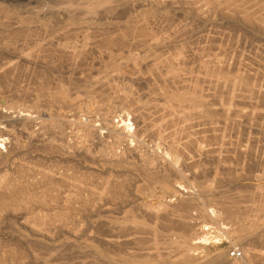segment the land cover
<instances>
[{
    "label": "bare ground",
    "instance_id": "1",
    "mask_svg": "<svg viewBox=\"0 0 264 264\" xmlns=\"http://www.w3.org/2000/svg\"><path fill=\"white\" fill-rule=\"evenodd\" d=\"M8 88L0 148L39 152L0 158V264L264 260L213 189L264 154V0H0Z\"/></svg>",
    "mask_w": 264,
    "mask_h": 264
},
{
    "label": "rangeland",
    "instance_id": "2",
    "mask_svg": "<svg viewBox=\"0 0 264 264\" xmlns=\"http://www.w3.org/2000/svg\"><path fill=\"white\" fill-rule=\"evenodd\" d=\"M136 88V87H135ZM134 88V93L137 91V90H139L138 88H136L135 89ZM4 90V89H3ZM12 91H14L13 89L11 90V88H8V89H6L5 91H1V89H0V96L2 95L1 93H3V92H10L9 94H4V95H2L0 98L1 99H3L2 101H6V102H8L9 103V101H10V99L11 100H15V99H21L22 98V96H18V95H15V94H17V93H15L14 94V92H12ZM139 92V91H138ZM11 93H12V96H11ZM15 95V97H13L14 95ZM111 96L112 95H110V96H108V97H106L107 99L109 98L110 100H109V103H110V101L112 100L111 99ZM134 96H137V92L134 94ZM13 97V98H12ZM99 96H97V98H98ZM113 97V96H112ZM106 98H99L100 100H101V104H102V106H108L107 105V99ZM98 99V100H99ZM106 101H105V100ZM102 100H104L105 102H106V104L105 103H103L104 101H102ZM11 102V101H10ZM111 103H112V101H111ZM110 103V104H111ZM90 104V103H89ZM105 104V105H104ZM96 118V117H95ZM76 129H77V127L76 128H74V131H76ZM77 133L79 132V131H76ZM1 145V144H0ZM5 145V144H4ZM6 146H7V144H6ZM8 146H10V151H9V149L6 147L5 149H4V146H2L1 148H0V158H5V157H7L9 154H21V153H19L20 151H22V150H24V148L25 149H27V150H29L31 153H29V154H37L39 151H38V149H36L37 147H35V146H33L32 144L29 146V145H27V147H26V145L25 146H22L23 147V149H22V147H21V145H17V146H15V144L13 145V142H11V143H9L8 144ZM32 146V147H31ZM75 147H76V145H74ZM14 147H15V149H14ZM35 147V150H37V151H35V152H33L34 151V148ZM12 148V149H11ZM29 148V149H28ZM30 148H32V150L30 149ZM40 148V147H39ZM97 148V147H96ZM95 148V146L92 148L93 149V154H101L99 151H98V148L96 149ZM18 149V150H17ZM5 150V151H4ZM12 150V151H11ZM14 151H16V153L14 152ZM12 152V153H11ZM78 152H79V154H81L82 152H80V151H76V153H74V154H78ZM82 154H84V153H82ZM258 157H257V156ZM2 156V157H1ZM263 156V157H262ZM244 160H243V159ZM242 158H240V159H238V160H240L239 162L238 161H235L234 160V162H238L239 164L238 165H240L239 167L241 168V167H245L244 169L242 168L240 171H241V173L242 174H239V177L237 176V178H234V176H233V181L232 180H227V179H225V180H223V181H221L220 180V178L221 177H223V178H227V177H229L230 175H232V174H230L229 176L227 175V173L225 172L224 174H222L221 172H219L218 173V175H217V180H216V184H215V181H213V189L214 190H216L217 191V194H219V195H224L223 197H225V198H227L228 200H230L231 201V199H232V201L234 202L235 200L236 201H238L237 203H236V201L234 202V204H240V205H250L249 206V208L247 209V210H245L243 213L245 214H243V215H241L242 213H239V216H238V220H239V222H247V223H249L250 221L252 222V220L253 219H257L258 221H261V220H263L264 221V196H263V192H264V177H260L259 179L257 178V176H256V172H257V168H258V174L259 173H261L263 170H264V159H262V158H264V154H254V157H253V159H252V161H249L248 160V158L246 159V158H244V157H242ZM254 158H256V159H254ZM243 160V161H242ZM248 160V162H247V164H249V165H251V166H247V168H250V169H247L246 168V165L247 164H245L246 163V161ZM257 161V162H256ZM260 161H263V162H261V164H262V166H260L261 164H260ZM241 162H244V163H241ZM251 162V163H250ZM254 162L256 163V167H254L255 165H254ZM46 163H49V162H46ZM241 163V164H240ZM253 163V164H252ZM242 164H244V165H242ZM259 164V165H258ZM242 165V166H241ZM252 167V168H251ZM253 169H254V173H252L253 172ZM242 170H244V172H242ZM246 170V171H245ZM250 171L249 173H248V171ZM255 170H256V172H255ZM262 170V171H261ZM252 171V172H251ZM246 172V173H245ZM244 173L245 174H247V175H244ZM252 173V174H251ZM219 174H221V175H219ZM223 175V176H222ZM244 177H243V176ZM249 175V177L248 178H245V176L247 177ZM254 175H255V177H254ZM243 178H242V177ZM211 176H209V178H210ZM236 177V176H235ZM252 177V178H251ZM253 177L255 178V179H253ZM245 178V179H244ZM210 179H212V177L210 178ZM242 179V180H241ZM218 180H220V181H218ZM241 180V181H240ZM231 181V182H230ZM234 181H235V183H234ZM218 182V183H217ZM222 183V184H221ZM224 183V184H223ZM225 183H227V185L225 184ZM234 183V184H233ZM259 184L260 185V187H262V188H260L259 189V191H261L262 193V195L259 193V195H258V193H256L255 195H254V193H255V189H253V186L252 185H254V184ZM219 185L220 184V187H216L215 185ZM241 186H240V185ZM246 186H244V185ZM223 185V186H222ZM233 185V186H232ZM237 185V186H236ZM240 186V187H239ZM248 186V187H247ZM250 187V188H249ZM222 188V189H221ZM234 188V189H233ZM252 188V189H251ZM250 189V190H249ZM220 190V191H219ZM246 190V191H245ZM252 190V191H251ZM225 191V192H224ZM254 191V192H253ZM236 193V194H235ZM228 194H230V195H228ZM238 194V195H237ZM246 194H248L249 196H251V197H249L248 195L247 196H245ZM226 195V196H225ZM229 196V197H228ZM236 196H237V198H236ZM240 196V197H239ZM245 196V197H244ZM242 197H243V199H242ZM239 199V200H238ZM242 200V201H241ZM249 200V201H248ZM252 200V201H251ZM256 201V202H255ZM257 201H258V203H257ZM251 202V203H250ZM262 204V205H261ZM253 206H255V207H253ZM261 206V207H260ZM263 206V207H262ZM254 208V209H253ZM260 208H262L261 210H260ZM246 211H248V212H246ZM255 211V212H254ZM251 214H250V213ZM261 212H262V214H261ZM249 213V214H248ZM186 214H189V213H187L186 212ZM256 215V217H255V215ZM248 215H250V216H248ZM240 217V218H239ZM258 217V218H257ZM263 217V218H262ZM213 218V217H212ZM243 218V219H242ZM249 218V219H248ZM252 219V220H251ZM228 220H229V222L231 223V221H233L232 219H229V218H225L224 219V221L226 222H228ZM231 220V221H230ZM249 221V222H248ZM255 221V220H254ZM183 233V232H182ZM181 233V234H182ZM160 237V236H159ZM180 238V237H179ZM229 243V244H228ZM253 242H250V246L251 247H253L252 245H254L255 246V244H252ZM232 246V244L226 239V238H223L220 242H216V243H214V245H210L209 247H208V249H207V252L208 253H215V252H217V251H219V250H223L224 252H227V251H229L230 250V248H232L231 247ZM236 246H239V247H241V245H236ZM217 247V248H216ZM232 260V259H231ZM257 262L255 263V262H253L254 264H258V263H261V262H263V263H261V264H264V260L263 259H261V261L260 260H256Z\"/></svg>",
    "mask_w": 264,
    "mask_h": 264
},
{
    "label": "built area",
    "instance_id": "3",
    "mask_svg": "<svg viewBox=\"0 0 264 264\" xmlns=\"http://www.w3.org/2000/svg\"><path fill=\"white\" fill-rule=\"evenodd\" d=\"M232 247V246H231ZM229 258H241L243 256V251L239 246H234L227 251Z\"/></svg>",
    "mask_w": 264,
    "mask_h": 264
}]
</instances>
